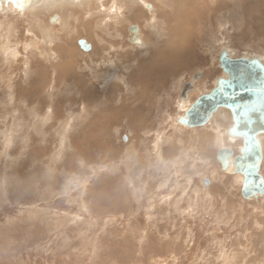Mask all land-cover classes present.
Here are the masks:
<instances>
[{
  "label": "rangeland",
  "instance_id": "1",
  "mask_svg": "<svg viewBox=\"0 0 264 264\" xmlns=\"http://www.w3.org/2000/svg\"><path fill=\"white\" fill-rule=\"evenodd\" d=\"M59 1L0 5V264H264V196L217 159L230 110L176 121L223 48L264 57V0ZM177 16L185 63L154 73Z\"/></svg>",
  "mask_w": 264,
  "mask_h": 264
},
{
  "label": "water",
  "instance_id": "2",
  "mask_svg": "<svg viewBox=\"0 0 264 264\" xmlns=\"http://www.w3.org/2000/svg\"><path fill=\"white\" fill-rule=\"evenodd\" d=\"M10 1L12 0H0ZM151 6L148 4V8ZM16 7L23 9L24 4L17 2ZM58 18L59 14L55 13L50 21L57 22ZM128 31L129 42L142 46L139 25L130 24ZM79 44L85 51L92 49L91 43L85 38L80 39ZM219 62L222 75L217 78L212 88L199 94L184 113L176 117V121L193 128L209 123L222 107L229 109L233 122L227 127L226 133L231 138H241L243 145L237 154L229 146L220 147L217 159L223 170H228L231 166L235 173L241 175V191L245 198H259L264 196V175L261 172L264 157V62L256 55L234 57L228 48L221 50ZM200 76L201 73L194 78ZM194 85L193 81L184 82L181 90L183 99L188 98Z\"/></svg>",
  "mask_w": 264,
  "mask_h": 264
},
{
  "label": "bare ground",
  "instance_id": "3",
  "mask_svg": "<svg viewBox=\"0 0 264 264\" xmlns=\"http://www.w3.org/2000/svg\"><path fill=\"white\" fill-rule=\"evenodd\" d=\"M63 1V0H62ZM17 2H22L24 4V8L20 9V10H24V9H28L29 7H32L34 5H38V6H45V5H58V2H61L59 0H12L10 2H0V5L2 4H11L13 6L16 7V3ZM14 7V8H15ZM17 8V7H16ZM148 8V5H147ZM152 6L148 9H151ZM18 9V8H17ZM115 9V8H114ZM112 10V8H111ZM54 15V14H53ZM52 15V16H53ZM179 17L177 16V19ZM60 19V17L58 18ZM177 19H173L172 22L170 23L169 27L170 29H168V41H164V47L157 53V49L154 50L155 55H161V57H159V59L157 61H154L151 63L150 62V68L148 70H151L152 72H157V71H161V72H165L166 70L170 69L169 66H171V68L173 66H176L175 63H185V59L183 58V51L187 46V41H186V37H188V33L186 30V27H182L183 26V20H177ZM141 31V29H140ZM142 36V34H141ZM142 38V37H141ZM161 38V37H160ZM143 39V38H142ZM188 40V38H187ZM157 41V40H156ZM143 45L144 46V40H142ZM160 42V41H159ZM161 43V42H160ZM157 44V43H156ZM159 44V43H158ZM160 46V45H159ZM158 48V47H157ZM161 48V47H160ZM152 51V48H151ZM153 52V51H152ZM230 52V51H229ZM148 53V52H147ZM231 54V53H230ZM246 56V55H245ZM258 56V55H256ZM154 57V56H152ZM151 57V58H152ZM261 58V60L264 62V57L258 56ZM157 58V57H155ZM159 61H162L161 64H159ZM145 64V62H143ZM148 64V63H147ZM141 66V65H140ZM143 66V65H142ZM152 66V67H151ZM146 71V69H144ZM152 74V73H150ZM162 75V74H161ZM152 76V75H151ZM150 77V76H149ZM159 77V76H158ZM146 78V77H145ZM152 78V77H151ZM155 79V78H154ZM194 89V88H193ZM192 89V90H193ZM191 91V90H190ZM189 91V92H190ZM189 95V94H188ZM224 108V107H222ZM222 110V109H221ZM220 112V111H219ZM218 113V112H217ZM216 113V114H217ZM216 114L214 115V118L216 116ZM229 137V136H228ZM232 139H236V138H232ZM237 139H241V138H237ZM264 152V149H263ZM264 158V157H263ZM222 167V166H221ZM227 171H231L234 172L232 167L230 166L229 169ZM235 173V172H234Z\"/></svg>",
  "mask_w": 264,
  "mask_h": 264
},
{
  "label": "flooded vegetation",
  "instance_id": "4",
  "mask_svg": "<svg viewBox=\"0 0 264 264\" xmlns=\"http://www.w3.org/2000/svg\"><path fill=\"white\" fill-rule=\"evenodd\" d=\"M231 116H232V114H231ZM234 140H237V141H240V145H239V147H238V150H239V148L243 145V140L242 139H234ZM232 148V147H231ZM234 149V148H233ZM239 151H235V154H237ZM239 174V173H238ZM240 175V174H239ZM240 179H242V177L240 176Z\"/></svg>",
  "mask_w": 264,
  "mask_h": 264
}]
</instances>
